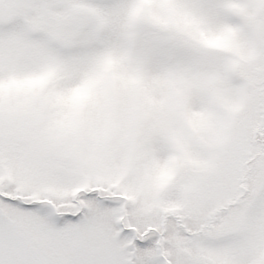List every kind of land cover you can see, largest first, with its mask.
<instances>
[{"label": "snow or ice", "instance_id": "obj_1", "mask_svg": "<svg viewBox=\"0 0 264 264\" xmlns=\"http://www.w3.org/2000/svg\"><path fill=\"white\" fill-rule=\"evenodd\" d=\"M0 264H264V0H0Z\"/></svg>", "mask_w": 264, "mask_h": 264}]
</instances>
